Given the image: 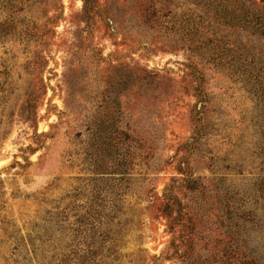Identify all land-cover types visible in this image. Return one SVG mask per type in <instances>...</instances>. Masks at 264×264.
Returning <instances> with one entry per match:
<instances>
[{"label":"rangeland","instance_id":"obj_1","mask_svg":"<svg viewBox=\"0 0 264 264\" xmlns=\"http://www.w3.org/2000/svg\"><path fill=\"white\" fill-rule=\"evenodd\" d=\"M240 1L0 0V264H264Z\"/></svg>","mask_w":264,"mask_h":264},{"label":"trees","instance_id":"obj_2","mask_svg":"<svg viewBox=\"0 0 264 264\" xmlns=\"http://www.w3.org/2000/svg\"><path fill=\"white\" fill-rule=\"evenodd\" d=\"M259 5L254 8H250L245 4V1H240V12L239 19H243V26L245 28L250 27L251 34H257L258 37L264 38V0H259ZM2 23H0V27ZM2 31H0L1 34ZM251 55V56H250ZM264 55L261 51H257V53H252L249 49H244L242 53V57L238 58V62H240L241 73L253 71L256 74V78L258 75H261L262 79H264ZM258 79V78H257ZM261 90H264V84H261ZM116 191H114L115 193ZM99 193V192H98ZM117 193V192H116ZM115 198V197H114ZM112 203V204H111ZM107 204H111L112 207H115L114 200L113 201H105V199H100L98 203H96L95 207H91L96 210L93 213L88 212V209L77 217V227L78 231L84 230L82 228L90 227L92 237L103 239L106 236V227L104 228L105 222H103L106 216L102 215V209H105ZM105 229V230H104ZM251 254V253H250ZM237 264H261L258 259L254 258L251 255H243L241 256Z\"/></svg>","mask_w":264,"mask_h":264}]
</instances>
